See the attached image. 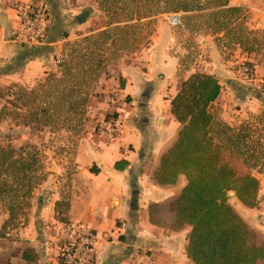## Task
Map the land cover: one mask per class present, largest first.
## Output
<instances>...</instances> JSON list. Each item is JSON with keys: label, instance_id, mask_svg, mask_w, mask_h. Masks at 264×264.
<instances>
[{"label": "crops", "instance_id": "obj_1", "mask_svg": "<svg viewBox=\"0 0 264 264\" xmlns=\"http://www.w3.org/2000/svg\"><path fill=\"white\" fill-rule=\"evenodd\" d=\"M87 1L51 4L41 0L51 13L47 38L42 45L27 46L16 41L19 18L15 5L37 0H0V87L33 88L57 73L56 56L62 55L64 43L92 32L88 16L97 10ZM229 8L241 10L242 16L233 18L229 26V106L223 108L221 117L237 127L251 117H264V0H231ZM157 19L159 28L164 22L161 15ZM239 29L243 31L242 43L234 40L233 33L238 34ZM216 36L210 32L200 42L210 61L201 69L193 68L185 79L196 72L219 77L216 71L226 70L223 50L214 42ZM151 39L149 49L118 66L119 83L123 78L125 87L120 86L116 99L91 105L96 109L98 126L79 141L70 176H66L64 166L57 167L37 187L27 221L14 219L15 224H11L10 213L0 202V264H60L64 235L55 212L58 202L69 205L68 222L81 223L92 232L94 264H191L186 252L190 228L173 231L151 220V205L166 204L186 185L183 179L180 187L163 189L151 180L180 127L171 112L180 79V59L173 53L177 39L162 34L160 28ZM242 63L253 69L252 79L239 77ZM113 80L117 83L115 77ZM106 83L107 88L112 85L110 80ZM239 89L243 96H237ZM223 99L224 89L212 106L213 112L214 106L223 107ZM111 124L120 126L115 139L106 132ZM122 161L128 167L119 171L116 164ZM263 164L255 172L261 183L259 207H236L246 223L264 235ZM26 252L32 260L25 259Z\"/></svg>", "mask_w": 264, "mask_h": 264}, {"label": "trees", "instance_id": "obj_2", "mask_svg": "<svg viewBox=\"0 0 264 264\" xmlns=\"http://www.w3.org/2000/svg\"><path fill=\"white\" fill-rule=\"evenodd\" d=\"M230 2L97 0L108 21L105 29L83 42L92 49L91 61L100 67L118 58L121 50L133 53L140 49L142 42L149 44L152 32L145 31L155 24L156 17L169 13L185 14L186 25L209 17L213 34L224 33L223 37L229 39L231 21L242 16L241 10L229 8ZM233 34L234 40L242 43V29ZM68 46L73 47L70 43ZM65 67L63 80L51 76L49 82H70L90 73L81 65L74 68L68 63ZM120 82L124 89L123 78ZM72 89L77 100L68 106L77 117L70 119L71 124L75 119L85 120L90 102L82 95L84 86ZM222 91L219 78L203 72L192 74L178 85V92L171 100V112L180 127L155 166L151 180L163 189L178 188L183 179L186 185L166 204L151 205V220L173 231L190 228L186 252L191 264H264V235L246 223L229 196L234 192L246 208L259 207L261 183L255 172H259L264 162V145L261 139H256L250 126L231 127L215 115L212 106ZM41 98L46 104L49 96ZM49 108V104L37 107L32 114L35 122L41 123L39 116L46 117ZM127 167L126 161L116 164L119 171ZM45 179L43 156L35 146L16 150L0 145V202L8 209L11 221L17 219L23 208L31 209L33 194ZM68 209L65 202L56 204L60 222H68L65 217ZM29 254L25 253V259L32 260Z\"/></svg>", "mask_w": 264, "mask_h": 264}, {"label": "rangeland", "instance_id": "obj_3", "mask_svg": "<svg viewBox=\"0 0 264 264\" xmlns=\"http://www.w3.org/2000/svg\"><path fill=\"white\" fill-rule=\"evenodd\" d=\"M41 0H37L39 3ZM51 4H63L61 0H49ZM48 3V2H47ZM48 3V4H50ZM86 4H93L96 8V12L92 10L88 16V21L90 23V28L92 30L88 35H83L78 38L69 39L70 32L65 31V36L69 40L63 45V62L58 64V72L51 74L47 79L42 80L33 88L26 87H0V145L7 146L19 150L27 145L35 146L41 155L43 156L44 162V173L46 174V179L51 173L55 171L57 167H65L66 176L69 177L70 165L75 156V151L79 141L85 136V132H89V129H94L98 126V117L95 111V107L91 106L95 101H106L111 102L112 99H116L117 90L121 86L119 83L118 76V66H122L125 63L132 62L131 58L136 54H140L150 48L147 42H142L140 44V49L128 53L127 51L121 50L117 51L119 57L113 58L112 61L105 62L104 65L97 67L96 61H91L89 53L91 52L88 48V44L84 43L83 40L92 36L93 34L105 29L106 22L108 21L106 15L102 12L100 13V6L97 0H88ZM92 13V14H91ZM166 14H162L164 25L160 28L162 34H168L177 39L175 41L173 53L177 54L180 59L179 68V85L186 76L188 72L193 68L201 69L202 66H206L205 62H209V56L207 53L201 51V43L204 36L208 33H213L210 24H212L211 18L205 17L202 19H197L194 23L186 25L184 24L178 28L170 27L169 23L165 19ZM185 16V14H183ZM158 19L155 20V24L149 26V29L145 32H152L149 39L151 43V38L159 31ZM226 32V31H225ZM224 33L216 36L214 42L223 50L222 61L224 63V68H219L216 72H219V80L224 89L225 99H223V107L221 105L214 106L215 115L224 120L221 115L225 106H229V39L223 37ZM252 39L254 37H251ZM261 39L264 41L263 36ZM73 45L69 47L68 44ZM109 54V51L107 52ZM70 64V66L77 68L78 65L85 66V68L90 71L87 77L76 78V80L70 82L59 83L55 81L49 82L51 76H56L57 80H63V72L65 70V65ZM234 67H237L235 65ZM240 69V68H238ZM228 71V72H227ZM239 77L245 78L239 70ZM84 76V75H83ZM117 79V83L113 78ZM110 80L112 85L108 88L106 87L107 81ZM73 86L76 88L84 86L82 95L88 97L90 102L86 106V112L83 122L75 119V122L71 124L70 119L77 117L70 110V105L74 100H77L74 96ZM231 90V88H230ZM237 96H243L242 89L236 92ZM48 94L49 98L46 104H43L42 96ZM108 99V101L106 100ZM49 113L46 117L39 116L41 123L35 122L32 114L35 113L37 107L48 106ZM239 106V105H236ZM222 113V114H221ZM251 117L249 120L245 121L243 124L252 126L251 129L255 132L256 139H261L264 145V117ZM226 122V121H225ZM227 123V122H226ZM228 124V123H227ZM238 125L237 127H240ZM260 172L264 175V164L260 168ZM231 204L239 211L236 207L239 206L244 208L243 205L234 197L230 199ZM4 205V203H3ZM29 209L23 208L19 211L16 220H26L28 219ZM11 224H15L11 221Z\"/></svg>", "mask_w": 264, "mask_h": 264}, {"label": "built area", "instance_id": "obj_4", "mask_svg": "<svg viewBox=\"0 0 264 264\" xmlns=\"http://www.w3.org/2000/svg\"><path fill=\"white\" fill-rule=\"evenodd\" d=\"M19 23L16 30V41L22 45L35 46L45 43L51 13L43 2L15 5ZM170 27L178 28L184 24L183 13H169L165 15ZM57 64L62 63V55L56 56ZM240 73L246 79H252L255 74L253 69L246 63L240 65ZM106 132L111 139L118 137L120 126L111 124ZM64 235L63 243L59 251L60 264H94L95 262V238L88 227L81 223L66 222L60 226Z\"/></svg>", "mask_w": 264, "mask_h": 264}, {"label": "water", "instance_id": "obj_5", "mask_svg": "<svg viewBox=\"0 0 264 264\" xmlns=\"http://www.w3.org/2000/svg\"><path fill=\"white\" fill-rule=\"evenodd\" d=\"M229 196H231V197H235L236 194H235L234 192H232V193L229 194Z\"/></svg>", "mask_w": 264, "mask_h": 264}]
</instances>
